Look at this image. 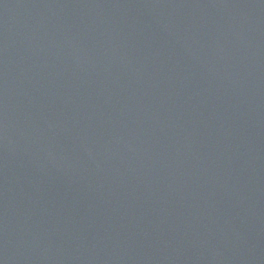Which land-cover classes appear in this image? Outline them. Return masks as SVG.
Returning <instances> with one entry per match:
<instances>
[{"label":"water","instance_id":"water-1","mask_svg":"<svg viewBox=\"0 0 264 264\" xmlns=\"http://www.w3.org/2000/svg\"><path fill=\"white\" fill-rule=\"evenodd\" d=\"M0 264H264V0H0Z\"/></svg>","mask_w":264,"mask_h":264}]
</instances>
